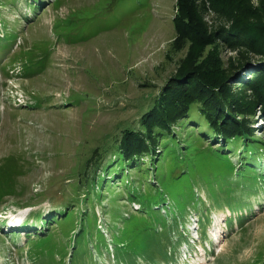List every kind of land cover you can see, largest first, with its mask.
Wrapping results in <instances>:
<instances>
[{
	"label": "rangeland",
	"instance_id": "obj_1",
	"mask_svg": "<svg viewBox=\"0 0 264 264\" xmlns=\"http://www.w3.org/2000/svg\"><path fill=\"white\" fill-rule=\"evenodd\" d=\"M32 1L0 0V39L17 32L5 56L24 49L26 67L36 62L41 68L28 75L17 63L5 75L2 64L8 58L0 59V184L13 183L17 191L0 201V264H73L68 251L51 257L54 244L48 248L27 242L45 228L59 234L58 224L45 227L40 220L37 226L31 224L53 206L50 199L68 193L81 201L83 210L84 206L91 209V201L95 204L97 222L108 241L111 233L105 223L111 218L101 209H111L107 200L116 196L115 207L125 217L135 212L138 203L125 200L121 193L124 179L106 182L93 197L89 176L103 167L100 163L109 158L105 148L119 138L122 128L137 125L175 72L187 45L180 50L171 46L177 0H43L36 16L28 11ZM195 1L204 9L208 29L221 22L207 0ZM220 54L226 60L235 51L221 47ZM254 70L245 68L239 75L247 77ZM35 96L41 98L40 105ZM262 122L256 117L253 127H258L254 133L264 140ZM189 127L186 124L188 131ZM180 134L193 150L182 152L180 143H174L178 159L172 164L175 159L167 146L162 161L166 167L162 184L171 204L170 208L162 204L166 212H159L168 217L165 225L174 231L168 244L171 253L167 259L157 256L151 264H264V184L243 196L250 211L247 205L230 207L242 204L241 198L231 196H238L237 190L234 194L222 190L241 186L234 184L242 168L238 152H228L219 140L210 142V137L194 133L185 139L186 130L181 129ZM148 161L145 158L143 164ZM257 169L264 172V166ZM127 173L132 176L133 169ZM100 185L101 180L96 187ZM150 189L151 185L142 186L144 193ZM210 202L228 205L209 207ZM185 205L189 209L183 213ZM241 211L248 213L238 221ZM90 246L91 251L94 245ZM110 246L106 253L93 249L96 264L114 263ZM137 260V264H150Z\"/></svg>",
	"mask_w": 264,
	"mask_h": 264
},
{
	"label": "trees",
	"instance_id": "obj_2",
	"mask_svg": "<svg viewBox=\"0 0 264 264\" xmlns=\"http://www.w3.org/2000/svg\"><path fill=\"white\" fill-rule=\"evenodd\" d=\"M6 1L12 4L18 2ZM41 1L31 2L28 11L34 16L43 5ZM207 1L221 21L211 29L206 25L204 9L200 4L195 0H177V13L172 19L175 35L171 46L173 50H180L187 45L186 53L175 72L165 80L151 106L141 113L137 125L122 128L119 138L105 148L109 151V158L100 163L103 167L98 166L89 176L90 186L94 189L93 197L97 193L96 189L106 182L124 179L121 193H124L125 200L138 203L135 212L125 217L124 211L115 207L116 196L112 197V201L107 200L106 204L111 209H101L103 213L109 212L111 218L110 223H105L111 233L108 241L100 222H97L98 216L92 201L91 209L84 206L83 210L81 201H75L69 193L62 199L54 197L50 199L53 206L42 215H36L31 226H37L36 221L40 220L45 227L58 224L60 232L58 234L54 228H45L46 232L28 238L30 245L48 247L54 244L51 257L54 258L57 253L64 256L68 251L73 264H78L80 259L84 260L81 264H96L92 257L93 249L98 254L106 253L110 245L115 258L113 264H137V259L151 264L157 256L167 259L171 253L168 244L174 231L165 225L168 217L159 212L165 210L162 204L166 203L169 208L171 204L162 184L166 178L165 163H162L165 158L163 150L170 147L174 164L178 152L172 148V144L180 143L182 152L192 147L190 142L181 140L180 129L186 130L185 139L196 133L206 139L212 138L210 142L217 143L219 140L218 144L227 147L228 152H238L242 168L238 169L234 184L239 182L241 186L222 190L233 194L237 190L238 196L230 195L241 198L242 204L230 207L238 209L247 205V198L243 196L264 184V172L257 169L264 166V140L254 133L258 127H253L254 120L259 117L263 121L261 129L264 132V0H257L256 3L253 0ZM201 2L205 3L206 0ZM24 17L27 18L26 15ZM16 33L10 32L5 40L0 39V59L16 41ZM221 47L235 51V56L230 55L225 60L220 54ZM23 50H14L5 56L8 58L2 64L5 75H9V70L13 72L17 63L22 72L28 75L40 68L36 62H33L36 68L32 64L26 67ZM247 67H255V70L241 78L239 73ZM36 98V104L40 105L41 98ZM186 124L191 125L190 132L185 128ZM194 130L196 132L191 133ZM145 158L149 161L143 164ZM230 167L233 171L234 164L231 163ZM130 169H133V175L129 177L127 171ZM181 173L174 172L171 178H177ZM100 180L101 185L96 187ZM145 184L152 186L149 193L142 190ZM15 192L13 183L6 186L0 184V201L4 195ZM99 194L101 196L102 193ZM224 204L227 203L215 205L210 202L209 207ZM188 209L189 206L185 205L182 212ZM173 210L175 212L174 207ZM248 211H241L236 216L238 221L244 220ZM183 213L177 212L181 216ZM124 220L127 223L121 225ZM177 221L174 218L172 224L176 226ZM179 227L183 225L180 223ZM90 245H94L91 251ZM144 257L152 259L145 260Z\"/></svg>",
	"mask_w": 264,
	"mask_h": 264
}]
</instances>
